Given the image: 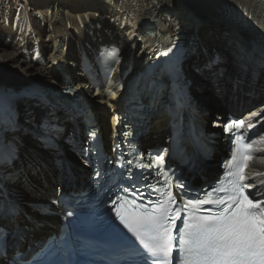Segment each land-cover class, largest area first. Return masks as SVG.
I'll return each mask as SVG.
<instances>
[{
  "label": "bare ground",
  "instance_id": "1",
  "mask_svg": "<svg viewBox=\"0 0 264 264\" xmlns=\"http://www.w3.org/2000/svg\"><path fill=\"white\" fill-rule=\"evenodd\" d=\"M6 1L9 9L0 11V95L16 101L29 129L18 135L6 130L8 143L22 141L19 160L0 166L13 205L29 202L33 211L68 180L64 156L37 136V123L45 118L61 152L74 159L84 127L61 92L69 84L77 88L79 104L99 118L108 148L128 85L162 61L168 63L159 115L143 138L145 147L166 146L177 124L172 106L179 113L182 101L173 95L172 60L181 88L192 96L183 101L210 113L206 122H221L232 108L258 113L264 122V0ZM254 169L263 182L264 159ZM33 216L47 225L37 230L26 215L18 218L33 237H47L58 225L55 218Z\"/></svg>",
  "mask_w": 264,
  "mask_h": 264
},
{
  "label": "snow or ice",
  "instance_id": "2",
  "mask_svg": "<svg viewBox=\"0 0 264 264\" xmlns=\"http://www.w3.org/2000/svg\"><path fill=\"white\" fill-rule=\"evenodd\" d=\"M167 52H172V48H168ZM242 124V120H233L224 126L233 144L231 158L226 162L229 170H226L225 176L232 178L227 181L231 188L227 197L214 195L228 192L227 187L214 186L204 190L203 197L185 200L181 207L176 194L165 191V187L173 185L175 172L164 155L156 153L151 156V162L144 165L149 175L155 169L157 176L164 177L163 181H157L161 187L151 186V191L158 193L156 200H152L150 195L148 199L141 200L139 197L145 195L143 192L136 196L124 187L123 191L133 195V199L129 200L126 195L111 201L115 218L135 238L130 247L141 254L135 247L139 245L147 258L145 264L149 261L151 264H173V261L176 264H264V199H257L256 192L246 191L252 186L246 182L244 174L247 166L244 162L252 158L250 150L255 141L237 134L236 130ZM12 125L16 126V122L13 121ZM37 127L41 139H48L50 123L45 127V118H40ZM239 141L243 143L237 145ZM237 153L239 160L236 159ZM97 162L98 165L103 163L100 157ZM233 164L235 170H231ZM96 175H101L99 168ZM219 184H225V180L221 179ZM175 187L184 189L188 186L176 181ZM161 197H166V200ZM204 205L209 207L201 208ZM202 211L208 214H200ZM178 219L180 224L177 227Z\"/></svg>",
  "mask_w": 264,
  "mask_h": 264
},
{
  "label": "rangeland",
  "instance_id": "3",
  "mask_svg": "<svg viewBox=\"0 0 264 264\" xmlns=\"http://www.w3.org/2000/svg\"><path fill=\"white\" fill-rule=\"evenodd\" d=\"M8 2L6 0H0V11H5L6 9H9V6H7ZM22 14V9L18 10V15ZM25 18V15H24Z\"/></svg>",
  "mask_w": 264,
  "mask_h": 264
}]
</instances>
